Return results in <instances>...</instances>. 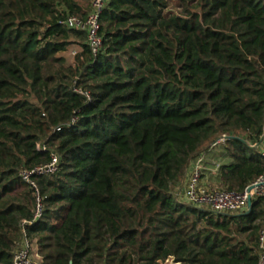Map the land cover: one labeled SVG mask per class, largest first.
<instances>
[{"label": "trees", "instance_id": "1", "mask_svg": "<svg viewBox=\"0 0 264 264\" xmlns=\"http://www.w3.org/2000/svg\"><path fill=\"white\" fill-rule=\"evenodd\" d=\"M91 3L0 0V264H258L264 196L178 191L202 155L210 186L264 177V0H108L97 54L66 24Z\"/></svg>", "mask_w": 264, "mask_h": 264}, {"label": "built area", "instance_id": "2", "mask_svg": "<svg viewBox=\"0 0 264 264\" xmlns=\"http://www.w3.org/2000/svg\"><path fill=\"white\" fill-rule=\"evenodd\" d=\"M108 0H92L91 10L85 19L78 16H70L66 24L70 28L84 30L87 33L88 42L94 54L101 48L102 40L99 36L100 17ZM78 51V50H77ZM74 52V54L77 53ZM264 155V151H263ZM204 156L192 161V168L182 182L179 194L182 202L197 207H205L218 213H244L249 209V197L264 196V177H260L252 185H256L248 191L250 185L244 192H232L220 189L218 186H210L203 182ZM57 170V158L53 157L50 164L38 167L34 170L36 174L54 173ZM31 174L24 173L23 178L30 181ZM39 214V212H38ZM259 250L260 258L258 264H264V227L260 231ZM15 264H39L29 246L20 249L14 259Z\"/></svg>", "mask_w": 264, "mask_h": 264}, {"label": "crops", "instance_id": "3", "mask_svg": "<svg viewBox=\"0 0 264 264\" xmlns=\"http://www.w3.org/2000/svg\"><path fill=\"white\" fill-rule=\"evenodd\" d=\"M192 168V163L188 166L187 168V171H186V175L185 177L187 176V174L189 173V171L191 170ZM205 172H204V176H203V182L207 185H211L213 182L210 181V177L212 176V174L210 172H212L213 174L216 173V169L215 168H211V167H206L205 168ZM185 179V178H184ZM180 191H178V194H179ZM165 264H181V263H176L174 262V260L171 258L169 260L166 261Z\"/></svg>", "mask_w": 264, "mask_h": 264}, {"label": "water", "instance_id": "4", "mask_svg": "<svg viewBox=\"0 0 264 264\" xmlns=\"http://www.w3.org/2000/svg\"><path fill=\"white\" fill-rule=\"evenodd\" d=\"M228 138H229V137H227V136H224V137H223V139H228ZM263 140H264V135H263L261 141H263ZM257 146H258V144L255 145L254 147H257ZM255 186H256V185H252V186H250L249 189H248V191H250L251 189H253ZM252 205H253V199H252V197L250 196V197H249V209H248V211H246V212H244V213H249V212L251 211V209H252Z\"/></svg>", "mask_w": 264, "mask_h": 264}, {"label": "rangeland", "instance_id": "5", "mask_svg": "<svg viewBox=\"0 0 264 264\" xmlns=\"http://www.w3.org/2000/svg\"><path fill=\"white\" fill-rule=\"evenodd\" d=\"M173 6V5H172ZM78 50V48H77V46H72L71 48H70V50L66 53V55L70 58V59H72L74 56H75V54H74V52L75 51H77ZM263 146H264V144H263ZM36 258V257H35ZM171 259V258H170ZM38 260V259H37ZM169 260V259H168ZM166 263V262H165ZM164 263V264H165Z\"/></svg>", "mask_w": 264, "mask_h": 264}]
</instances>
